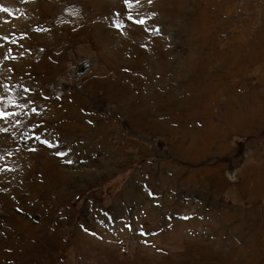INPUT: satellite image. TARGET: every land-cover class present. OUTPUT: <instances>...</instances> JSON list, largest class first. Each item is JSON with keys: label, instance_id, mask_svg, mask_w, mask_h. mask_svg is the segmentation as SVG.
Masks as SVG:
<instances>
[{"label": "rangeland", "instance_id": "rangeland-1", "mask_svg": "<svg viewBox=\"0 0 264 264\" xmlns=\"http://www.w3.org/2000/svg\"><path fill=\"white\" fill-rule=\"evenodd\" d=\"M130 3L0 0V264H264V0Z\"/></svg>", "mask_w": 264, "mask_h": 264}, {"label": "bare ground", "instance_id": "bare-ground-1", "mask_svg": "<svg viewBox=\"0 0 264 264\" xmlns=\"http://www.w3.org/2000/svg\"><path fill=\"white\" fill-rule=\"evenodd\" d=\"M140 41V40H139ZM240 100V99H239ZM76 103H80V101H77ZM70 106H72L71 107V114L72 115H74V117H75V119H79V121H82V118H81V116H80V114H81V112H78L79 111V109L81 108H75V103L74 104H72V105H70ZM239 108V107H238ZM237 108V109H238ZM73 110H76V112H73ZM227 116V115H226ZM56 118V117H55ZM146 123H148L147 121H146ZM149 124H152V122H149ZM160 124V123H159ZM76 127V126H75ZM166 129H164L162 132H164ZM162 132H160V133H162ZM172 133H175L174 131H171ZM182 134H183V136H182V140L184 139V137H185V135H186V131H182ZM190 138H195V139H197V137L196 136H194V134L193 135H191V137ZM40 152V151H39ZM46 155V154H45ZM35 156V155H34ZM31 158V157H30ZM51 158V157H50ZM43 159H45V158H43ZM20 160V159H19ZM38 160V159H37ZM46 160V159H45ZM49 160V159H48ZM39 162H40V160H39ZM51 162V161H50ZM42 163V162H41ZM40 163V164H41ZM53 163H45V166H46V168L45 169H42V171L46 174V172H50L49 174H48V178L49 179H51V180H53V178L54 177H57L59 180H60V182H58V184H60V183H62V181L63 180H68V177H66L60 170H58L57 169V167H56V169H53V167L51 166ZM22 165V164H21ZM42 165V164H41ZM31 174V173H30ZM10 185V184H9ZM24 186V185H23ZM10 187V186H9ZM31 187V186H30ZM28 188V187H27ZM27 190V189H26ZM35 190V189H34ZM13 191V190H12ZM31 193V192H30ZM6 194V193H5ZM5 196V195H4ZM6 197V196H5ZM4 197V198H5ZM3 200V199H2ZM10 203V202H9ZM163 234V233H162ZM163 238H166V233L164 234V235H162L161 236V239H163ZM154 240V239H153ZM157 242V241H156ZM95 248V247H94ZM112 250V249H111ZM145 255V254H144Z\"/></svg>", "mask_w": 264, "mask_h": 264}, {"label": "snow or ice", "instance_id": "snow-or-ice-1", "mask_svg": "<svg viewBox=\"0 0 264 264\" xmlns=\"http://www.w3.org/2000/svg\"><path fill=\"white\" fill-rule=\"evenodd\" d=\"M124 2H125V4H126L127 7H129V8L132 7V4L130 3V0H124ZM150 2H151V0H150ZM6 11H7V9L0 8V12H6ZM8 14L11 15V13H8ZM126 19L128 21H130L131 24H134V25H140V26H142L145 23V21L142 20V19H139V20L133 19V17L131 15H128L126 17ZM114 26L117 28V30L123 29L125 27V25L123 23H120L119 21L115 22ZM145 31H147V29H145ZM25 91H27V89H25ZM14 106L18 107V105H14ZM4 117H5V113L2 112V111H0V119H2ZM36 139L39 140V137H36ZM39 142L41 144H46V141H43V140H39ZM47 146L48 147H53V145H51V144H47ZM57 155H59V156H65L66 153H62L61 152V153H57ZM68 163H71V161H68ZM141 235H143V233H141Z\"/></svg>", "mask_w": 264, "mask_h": 264}]
</instances>
